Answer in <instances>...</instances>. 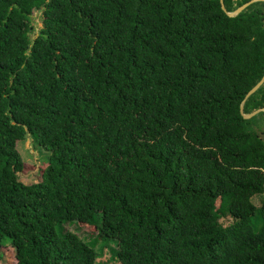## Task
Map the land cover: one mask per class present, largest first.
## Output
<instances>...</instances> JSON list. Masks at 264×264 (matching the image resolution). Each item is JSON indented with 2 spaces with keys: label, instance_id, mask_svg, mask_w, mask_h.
I'll list each match as a JSON object with an SVG mask.
<instances>
[{
  "label": "trees",
  "instance_id": "1",
  "mask_svg": "<svg viewBox=\"0 0 264 264\" xmlns=\"http://www.w3.org/2000/svg\"><path fill=\"white\" fill-rule=\"evenodd\" d=\"M263 73L264 2L0 0V246L16 264H264V112H239ZM26 136L46 156L22 180ZM66 223L115 248L99 260Z\"/></svg>",
  "mask_w": 264,
  "mask_h": 264
},
{
  "label": "rangeland",
  "instance_id": "2",
  "mask_svg": "<svg viewBox=\"0 0 264 264\" xmlns=\"http://www.w3.org/2000/svg\"><path fill=\"white\" fill-rule=\"evenodd\" d=\"M40 17L39 11H34L31 16V27L32 31H30L29 35L32 38L35 35V32L40 27ZM264 86V83H263ZM264 128V125L261 127ZM261 133L259 132V135ZM18 151L20 153L21 158L26 163V171L24 173H19V179L27 180L30 179L31 174H33L38 165L41 164V161L46 156L45 153L39 152L32 146V140L30 136H26V138L17 144ZM252 201L255 205L259 206L264 202V190L262 193L256 194L252 197ZM63 230H68L76 233L80 238L87 242H94L93 248L95 251L99 253V260L105 259L110 254V249H114V244L111 241L107 242H99L100 239L96 238L94 235V230L91 227L79 226L75 224L66 223L62 225ZM100 250V251H99ZM13 249L10 247L8 242L4 241L0 246V264H16V261L13 256Z\"/></svg>",
  "mask_w": 264,
  "mask_h": 264
},
{
  "label": "water",
  "instance_id": "3",
  "mask_svg": "<svg viewBox=\"0 0 264 264\" xmlns=\"http://www.w3.org/2000/svg\"><path fill=\"white\" fill-rule=\"evenodd\" d=\"M220 2V8L222 11L225 12V14L229 17H232V16H235L237 15L239 12L243 11L248 5L254 3V2H264V0H248L246 2H244L243 4H241L240 6L236 7L233 11H225L223 5H222V0H219ZM264 81V73L262 75V77L259 79V81L253 85L244 95V98L243 100L240 102L239 104V112H240V115L243 119H248L250 117H252L253 115L257 114L258 112H264V107H261V108H258V109H255L249 113H243L242 112V104H243V101L244 99H246L250 94H252ZM262 143H263V146H264V135H263V138H262Z\"/></svg>",
  "mask_w": 264,
  "mask_h": 264
}]
</instances>
